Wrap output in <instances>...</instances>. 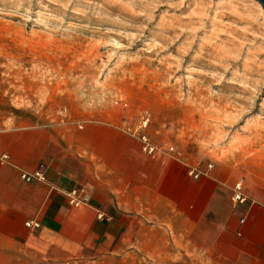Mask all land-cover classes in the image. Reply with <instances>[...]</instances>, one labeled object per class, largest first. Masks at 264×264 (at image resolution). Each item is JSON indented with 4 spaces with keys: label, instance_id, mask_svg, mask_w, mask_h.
Here are the masks:
<instances>
[{
    "label": "rangeland",
    "instance_id": "rangeland-1",
    "mask_svg": "<svg viewBox=\"0 0 264 264\" xmlns=\"http://www.w3.org/2000/svg\"><path fill=\"white\" fill-rule=\"evenodd\" d=\"M101 120L199 167L264 178V9L256 0H0V128ZM132 257L227 264L158 222Z\"/></svg>",
    "mask_w": 264,
    "mask_h": 264
},
{
    "label": "crops",
    "instance_id": "crops-1",
    "mask_svg": "<svg viewBox=\"0 0 264 264\" xmlns=\"http://www.w3.org/2000/svg\"><path fill=\"white\" fill-rule=\"evenodd\" d=\"M59 126L0 128V264L116 263L133 256L123 245L150 219L227 264H264V178L243 180L247 200L236 203L231 166L195 178L199 166L145 153L114 123ZM41 166L46 182L22 179ZM80 187L90 201L77 208L66 195Z\"/></svg>",
    "mask_w": 264,
    "mask_h": 264
},
{
    "label": "built area",
    "instance_id": "built-area-1",
    "mask_svg": "<svg viewBox=\"0 0 264 264\" xmlns=\"http://www.w3.org/2000/svg\"><path fill=\"white\" fill-rule=\"evenodd\" d=\"M142 145H143V151L147 154H152L156 151H163L168 150L170 153H173L175 150L174 148L165 149L159 146H156L154 143L151 142V140L147 137V135H139L138 136ZM214 169L213 164H209L206 167H198L193 170H191L190 174L193 175L195 178L200 177H209L210 173ZM22 179L26 182H46V176L43 171V166H41L38 170L32 172V173H23ZM234 201L236 203H244L246 202L247 198L243 193V186L241 183L236 184L234 188ZM67 198L69 201V204L74 207H82V206H88L89 205V196L87 194V191L85 188H74L70 192L67 193ZM102 217V215L100 216ZM243 222V221H242ZM29 228H39L38 223L30 222L26 224Z\"/></svg>",
    "mask_w": 264,
    "mask_h": 264
},
{
    "label": "water",
    "instance_id": "water-1",
    "mask_svg": "<svg viewBox=\"0 0 264 264\" xmlns=\"http://www.w3.org/2000/svg\"><path fill=\"white\" fill-rule=\"evenodd\" d=\"M256 1H258L262 5V7L264 9V0H256Z\"/></svg>",
    "mask_w": 264,
    "mask_h": 264
}]
</instances>
